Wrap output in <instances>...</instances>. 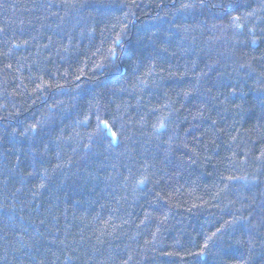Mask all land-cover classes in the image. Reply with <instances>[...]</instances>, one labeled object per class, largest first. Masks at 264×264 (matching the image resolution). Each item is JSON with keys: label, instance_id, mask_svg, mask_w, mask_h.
Masks as SVG:
<instances>
[{"label": "trees", "instance_id": "obj_1", "mask_svg": "<svg viewBox=\"0 0 264 264\" xmlns=\"http://www.w3.org/2000/svg\"><path fill=\"white\" fill-rule=\"evenodd\" d=\"M0 264H264V0H0Z\"/></svg>", "mask_w": 264, "mask_h": 264}, {"label": "snow or ice", "instance_id": "obj_2", "mask_svg": "<svg viewBox=\"0 0 264 264\" xmlns=\"http://www.w3.org/2000/svg\"><path fill=\"white\" fill-rule=\"evenodd\" d=\"M113 55H115V53H112ZM113 136L115 135L114 133L112 134Z\"/></svg>", "mask_w": 264, "mask_h": 264}]
</instances>
